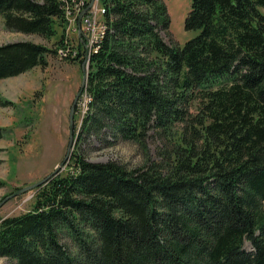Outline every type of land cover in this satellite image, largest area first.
Here are the masks:
<instances>
[{"label":"trees","instance_id":"obj_1","mask_svg":"<svg viewBox=\"0 0 264 264\" xmlns=\"http://www.w3.org/2000/svg\"><path fill=\"white\" fill-rule=\"evenodd\" d=\"M72 1L0 0V16L11 32L52 40L61 30L56 47H65ZM100 3L103 37L88 56L78 145L31 211L0 220V259L264 264V0H191L185 27L199 34L183 48L165 41L162 0ZM51 53L0 45V80L47 66ZM77 55L83 63L85 47ZM155 136L167 144L160 161ZM92 140L101 149L135 144L145 163L90 162L80 143Z\"/></svg>","mask_w":264,"mask_h":264},{"label":"rangeland","instance_id":"obj_2","mask_svg":"<svg viewBox=\"0 0 264 264\" xmlns=\"http://www.w3.org/2000/svg\"><path fill=\"white\" fill-rule=\"evenodd\" d=\"M162 1L171 17L169 33L163 34L165 41L183 48L199 34V31L187 30L185 27L191 0ZM90 4L92 0L88 3L89 6ZM94 5H99L101 16L102 33L97 42L103 37V7L100 0H96L92 6ZM67 18L69 22L66 23L63 41H67V46L78 53L80 45L91 51L86 43L79 41L74 27L73 30L70 29L71 19L68 15ZM60 35L61 30L58 37L46 40L38 35L11 32L6 29L0 16V45L32 42L52 51L57 50V53L48 56L47 66L37 67L18 77L0 80V96L2 101L7 103L5 106L0 105V128L4 130V138L0 141V181L4 182V186L0 188V220L31 211L38 189L19 196L14 195L49 176H56H53V173L58 169H61L60 173L64 172L68 166L61 167L69 150L70 111L83 83V66L86 65V71L89 73L90 64L88 58L83 63L82 60L73 61L78 55L76 58L61 57L59 50L64 46L56 47ZM85 95L84 93L78 101L75 134L78 133L82 118L88 110L86 107L83 114L81 100ZM77 145L76 140L72 154ZM80 146L86 152L87 159L93 163L113 161L129 169L141 167L145 163V157L138 146L129 142H120L108 149H101L96 140L81 142ZM164 146L167 144L161 137L150 138L149 147L154 160L160 161L159 152ZM65 243L71 246V241L66 240ZM245 245L251 250L249 244ZM0 264L17 263L1 258Z\"/></svg>","mask_w":264,"mask_h":264},{"label":"built area","instance_id":"obj_3","mask_svg":"<svg viewBox=\"0 0 264 264\" xmlns=\"http://www.w3.org/2000/svg\"><path fill=\"white\" fill-rule=\"evenodd\" d=\"M65 11H68V15L71 19V27L70 29L77 32V36L79 38L80 42H85L88 46V48H93V53L96 54L98 51V48H94V40H98L99 37H101L102 29L100 27V11H99V5H94L92 6L86 16L83 18L82 22V32H79L78 28V18L83 12L81 9V5H77L75 8H70L68 7ZM83 31L91 32L92 34L90 35L89 38H86ZM67 46V42H64ZM59 55L63 58H69V57H76L77 56V51L71 49L69 46L63 47L59 50ZM87 97L89 95L83 96V101L81 103L82 107V112L84 114L85 108L87 107Z\"/></svg>","mask_w":264,"mask_h":264},{"label":"water","instance_id":"obj_4","mask_svg":"<svg viewBox=\"0 0 264 264\" xmlns=\"http://www.w3.org/2000/svg\"><path fill=\"white\" fill-rule=\"evenodd\" d=\"M85 12L79 17L78 19V28H79V32L81 33L82 32V18L84 16ZM89 56V49H86V59L88 58ZM83 73H84V77H83V83H82V86L76 96V99H75V102L71 108V111H70V142H69V150H68V153L66 155V158L65 160L62 162L61 164V167H66L72 157V150L74 149V146H75V137H76V134H75V130H76V124H75V115H76V109H77V105H78V101L80 99V97L82 96V94L84 93L85 89H86V86H87V81H88V73L86 71V65L84 64L83 66ZM60 170L61 169H58L56 170L54 173H53V176L54 175H57L58 173H60ZM52 176H49L48 178H45L43 180H41L40 182H37L35 184H33L32 186H29V187H26V188H23L21 190H19L14 196H19V195H22V194H25V193H28L30 191H33V190H37L43 186H45L48 181L50 180ZM14 196H11V197H14Z\"/></svg>","mask_w":264,"mask_h":264},{"label":"bare ground","instance_id":"obj_5","mask_svg":"<svg viewBox=\"0 0 264 264\" xmlns=\"http://www.w3.org/2000/svg\"><path fill=\"white\" fill-rule=\"evenodd\" d=\"M96 0H92V4H90V6H89V8L85 11V9H86V7H87V5H88V3L90 2V0H73L72 1V4H70V3H67L66 4V9L68 8V7H70V8H75L77 5H81V9H82V11H83V13H84V11H85V14L88 12V10L92 7V5L94 4V2H95ZM83 13H81V14H83ZM84 14V15H85ZM102 14H104V10H102ZM86 16V15H85ZM85 16H83V17H85ZM68 17H69V15H68ZM70 18V17H69ZM83 19V18H82ZM84 33H85V37H86V34H87V37L89 38L90 37V35L92 34L91 32H87V31H84ZM86 37V38H87ZM96 42V40L94 41V43ZM89 54H90V51H89ZM76 58V57H75ZM84 94V93H83ZM82 94V95H83ZM75 143H76V137H75Z\"/></svg>","mask_w":264,"mask_h":264}]
</instances>
